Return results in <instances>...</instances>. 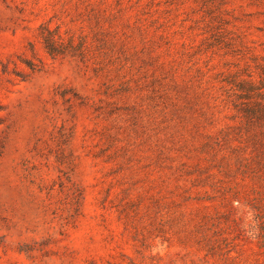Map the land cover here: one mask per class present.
Segmentation results:
<instances>
[{
  "label": "rangeland",
  "instance_id": "1",
  "mask_svg": "<svg viewBox=\"0 0 264 264\" xmlns=\"http://www.w3.org/2000/svg\"><path fill=\"white\" fill-rule=\"evenodd\" d=\"M0 264H264V0H0Z\"/></svg>",
  "mask_w": 264,
  "mask_h": 264
},
{
  "label": "trees",
  "instance_id": "2",
  "mask_svg": "<svg viewBox=\"0 0 264 264\" xmlns=\"http://www.w3.org/2000/svg\"><path fill=\"white\" fill-rule=\"evenodd\" d=\"M45 48L50 55L57 54V46L49 40H45Z\"/></svg>",
  "mask_w": 264,
  "mask_h": 264
}]
</instances>
